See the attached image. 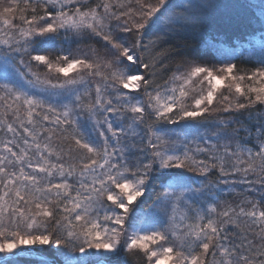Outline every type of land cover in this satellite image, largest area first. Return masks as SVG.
Instances as JSON below:
<instances>
[{
	"label": "snow or ice",
	"instance_id": "obj_1",
	"mask_svg": "<svg viewBox=\"0 0 264 264\" xmlns=\"http://www.w3.org/2000/svg\"><path fill=\"white\" fill-rule=\"evenodd\" d=\"M219 7L0 0V264H264V0L210 63Z\"/></svg>",
	"mask_w": 264,
	"mask_h": 264
},
{
	"label": "trees",
	"instance_id": "obj_2",
	"mask_svg": "<svg viewBox=\"0 0 264 264\" xmlns=\"http://www.w3.org/2000/svg\"><path fill=\"white\" fill-rule=\"evenodd\" d=\"M214 2L220 4L221 7L210 11L209 16L206 18L205 30L198 33L195 38H189L186 41L193 56H198L210 63L220 60V49L239 50L241 46H247L248 41L252 39L251 34L254 30L257 37L260 35V25L253 16L254 12L258 15V10L250 8L251 3L245 0H214ZM27 59V56H25L26 61ZM248 59L245 56L243 61L237 60L236 62L245 69L256 66L254 61L247 62ZM33 70H37L35 64H33ZM39 71L43 72L44 70L41 68ZM189 175L193 176L197 182L200 179L194 174L189 173ZM209 179L215 180L216 176H210ZM193 186H198V183ZM154 195V192L149 193L151 198H154ZM232 199L238 198L232 197ZM150 203L151 199L147 201V204ZM147 204L144 205L145 210H147ZM45 255L55 258L51 251L45 253ZM32 260L35 261V258H32ZM57 264H59V261H57Z\"/></svg>",
	"mask_w": 264,
	"mask_h": 264
},
{
	"label": "rangeland",
	"instance_id": "obj_3",
	"mask_svg": "<svg viewBox=\"0 0 264 264\" xmlns=\"http://www.w3.org/2000/svg\"><path fill=\"white\" fill-rule=\"evenodd\" d=\"M245 1L251 3L252 5H257L260 3V0H245Z\"/></svg>",
	"mask_w": 264,
	"mask_h": 264
}]
</instances>
